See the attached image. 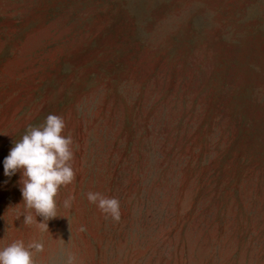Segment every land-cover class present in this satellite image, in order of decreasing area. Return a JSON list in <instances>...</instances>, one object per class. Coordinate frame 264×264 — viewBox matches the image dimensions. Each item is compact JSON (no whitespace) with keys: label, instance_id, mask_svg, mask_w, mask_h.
Returning <instances> with one entry per match:
<instances>
[{"label":"rangeland","instance_id":"374dc122","mask_svg":"<svg viewBox=\"0 0 264 264\" xmlns=\"http://www.w3.org/2000/svg\"><path fill=\"white\" fill-rule=\"evenodd\" d=\"M50 113L75 176L45 220L3 160ZM17 240L35 264H264V0H0V248Z\"/></svg>","mask_w":264,"mask_h":264},{"label":"clouds","instance_id":"9594fccd","mask_svg":"<svg viewBox=\"0 0 264 264\" xmlns=\"http://www.w3.org/2000/svg\"><path fill=\"white\" fill-rule=\"evenodd\" d=\"M64 120L56 114H49L44 123L29 126L18 141H14L9 154L3 160L4 173L12 176L21 172L20 191L26 208L34 209L37 215L48 220L54 217L58 189L71 183L75 173L69 163L73 153L71 136L63 135ZM88 199L104 211H111L118 218V201L104 198L100 193L88 192ZM70 206V201H65ZM24 223L30 224L32 216L24 214ZM83 230V229H82ZM43 244L32 242L25 245L17 240L0 248V264H35L33 250L41 251ZM72 257L69 264H72Z\"/></svg>","mask_w":264,"mask_h":264}]
</instances>
